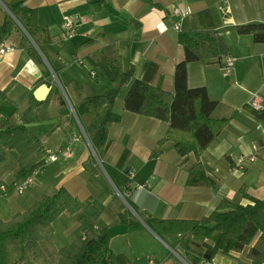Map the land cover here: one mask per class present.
<instances>
[{"label":"crops","instance_id":"1","mask_svg":"<svg viewBox=\"0 0 264 264\" xmlns=\"http://www.w3.org/2000/svg\"><path fill=\"white\" fill-rule=\"evenodd\" d=\"M16 1L0 0V25L11 18L17 26L2 42L4 50L0 52V91L9 86L6 98L0 100V120L11 112L18 117L38 101L33 94L43 83L57 85L64 103L54 99L48 106L50 119L28 125L36 135H45L46 149L61 151L56 160L33 175L29 189L36 193L24 195L27 189L21 197L4 198L9 202L4 204L9 216L27 209L41 194L63 187L82 204L90 203L100 210L97 225L107 226L114 253L126 255L130 264H147V253L155 252L156 264H172L159 249L157 241L163 239L145 224L146 219L198 220L221 199L248 203V198L240 196V188L248 197L264 198V121L247 106L252 92H257L264 104V42H255L251 34L235 30L237 25L264 23V0H225L223 8V0H24V6L36 10L37 24L56 37L44 44L54 60L56 79L35 47L36 57L17 46L23 36L28 37L9 10ZM174 6L188 7L190 12L180 19L172 13ZM64 14L75 17L78 24L77 34L69 40L61 36ZM198 28L215 29L226 43L228 55L236 59L227 76L220 69L224 57L186 65L188 86H204L209 98L217 101L210 117L226 120L199 157L214 184H186L195 156H180L170 141L157 146L167 123L124 110L125 91L112 107L120 119L110 126L106 147L96 155L60 87L71 100L72 80L81 83L86 95L109 90L111 83L99 66L119 56L123 69L133 66L134 78L173 91L175 66L184 59L178 34ZM254 145L256 159L243 169H235L234 160L251 153ZM152 151L160 154L152 156ZM2 165L0 181L9 188L20 179L16 175L17 153L7 150ZM8 193L14 196L11 189ZM120 207L128 213L129 226L119 220ZM59 217L64 218L65 227L58 235L52 228L51 234L57 247L81 235V226L73 216L63 212ZM184 234L174 230L165 233L164 239L175 246ZM241 253L246 256L245 251L216 255ZM228 259L222 264H239L236 257ZM245 261L249 263L248 258Z\"/></svg>","mask_w":264,"mask_h":264},{"label":"trees","instance_id":"2","mask_svg":"<svg viewBox=\"0 0 264 264\" xmlns=\"http://www.w3.org/2000/svg\"><path fill=\"white\" fill-rule=\"evenodd\" d=\"M18 0L9 10L33 40L45 57L53 73L57 75L52 55L44 44L53 42L45 27L37 24L36 10ZM15 22L9 18L0 25V44L15 30ZM239 34H251L255 42H264V23L237 25ZM178 42L184 51V59L174 69L173 91H167L133 77V66L122 68L118 56L107 65H100L102 73L111 83V88L96 95H86L80 82L72 80V100L75 115L82 126L96 155L107 144L110 126L120 116L112 107L122 91L123 109L143 116L153 117L167 123L165 134L156 145L172 142L180 156L193 154L195 162L188 168L186 184L210 186L214 182L206 175V168L199 157L208 143L224 127L225 119L210 117L217 101L209 98L204 86L190 87L187 84L188 62L222 59L228 55V48L215 29H188L178 34ZM17 46L37 56V51L23 36ZM49 75V73H48ZM9 86L0 91V100L7 96ZM57 99L64 103L57 85L47 98L34 101L31 106L0 120V164L7 158V150L17 153V176L32 174L44 163L45 135H36L29 124L50 119L49 103ZM105 112L102 114V109ZM251 110V109H250ZM260 119L264 112L253 111ZM159 151H152L158 156ZM241 197L249 199L246 204L221 199L216 208L198 220H176L148 218L144 222L158 236L174 230L186 232L176 245L183 251L184 258L191 264L217 252H246L249 264H261L264 258V198L248 197L240 188ZM73 216L81 226V235L70 243L57 247L52 241V223L61 213ZM100 210L90 204H82L60 187L51 194H41L31 205L14 213L8 220H0V264H130L123 253H114L109 246L110 234L105 225H97ZM119 220L128 224V213L120 207Z\"/></svg>","mask_w":264,"mask_h":264},{"label":"built area","instance_id":"3","mask_svg":"<svg viewBox=\"0 0 264 264\" xmlns=\"http://www.w3.org/2000/svg\"><path fill=\"white\" fill-rule=\"evenodd\" d=\"M225 4V0H223L221 2V7L223 8V5ZM190 10L188 7H180V6H174L172 9V13L179 17L180 19L187 16L189 14ZM175 29H178V24L174 25ZM61 36L63 39L69 40L72 39L78 32V24L76 21V18L71 16V15H67L64 14L62 16V21H61ZM4 50V46L1 43L0 44V52H2ZM235 58L231 55H226L223 58V61L220 65V69L222 71V75L223 76H227L233 69L234 67V62H235ZM51 70V69H50ZM91 76L94 75V72L90 73ZM247 106L253 110V111H259V112H264V104L262 101V98L260 97V95L257 92H252L247 100ZM264 121V119H263ZM263 135H264V130H263ZM61 151V150H52L50 148L46 149L45 152V157H44V163L43 165L37 169L36 171H34L32 174L26 175L20 179L14 180L9 188L6 184L4 183H0V198L4 199L7 198L8 196V191L11 189V191L15 194V195H22L27 189H29L32 184H33V175L40 170L42 167H44V165H46L48 162L54 161L57 158V153ZM68 151V149H67ZM256 151H257V145L253 146V151L249 154H245V155H240L238 156L235 160H234V168L235 169H243L248 163L253 162L256 159ZM143 185H137L138 188L142 187ZM179 247V246H177ZM171 254H173L175 257H177L179 259V264H191L190 262H188L180 253L179 250H181L180 248H169ZM146 263L147 264H156L155 258L151 255H146ZM197 264H213L211 261H209L208 259L204 258L202 260H200ZM261 264H264V258L261 261Z\"/></svg>","mask_w":264,"mask_h":264},{"label":"rangeland","instance_id":"4","mask_svg":"<svg viewBox=\"0 0 264 264\" xmlns=\"http://www.w3.org/2000/svg\"><path fill=\"white\" fill-rule=\"evenodd\" d=\"M2 168H3V165L0 164V171L2 170ZM1 183H4V181L1 182ZM31 191L33 193H36V190H32V188H31L28 191H26L24 195H27V193H30ZM13 195L14 196H12V195L8 196L6 199H11L12 197L13 198H16V197H19V196L21 197V195H15V194H13ZM6 199L0 198V220H8L12 216V215L9 216L10 213H8L7 210L6 211L4 210V209H6V206L4 204L9 203V202H7L8 200H6ZM63 219L64 218H60V217L59 218H57V217L55 218V221L53 222V227H52V228H54L55 235H58V232H60L65 227V224H64V220ZM77 237H79V236L77 235ZM77 237H75V238H77ZM163 242L166 244V246H165V244ZM163 242H161L158 239L157 243H158V245L160 247L159 249L163 252V254L168 255V257L171 260L172 264H179V259L177 257H175L173 254H171L170 249H169V248H173V249H176L177 248L178 249L179 247H177L176 243H175V246H173L172 241H167V240L163 239ZM66 244H68V243H65L64 245H66ZM64 245H61L59 247H62ZM148 245H149V242H148ZM155 247H157V246H153L152 249H156ZM179 251L182 254V256L184 257L183 251H181V250H179ZM167 253H169V254H167ZM147 254L148 255H151L153 257L156 256V253L155 252H148ZM228 256H230L231 258H233L232 260H234V258L236 257L239 264H246L245 259H247V258H246V256L243 253H241L238 256L231 255V254H225V257H224V255L222 256V255H216V254H214V256L211 258L212 259V263L213 264H222L223 259L229 261ZM35 264H40V263L39 262H36Z\"/></svg>","mask_w":264,"mask_h":264},{"label":"water","instance_id":"5","mask_svg":"<svg viewBox=\"0 0 264 264\" xmlns=\"http://www.w3.org/2000/svg\"><path fill=\"white\" fill-rule=\"evenodd\" d=\"M13 19H14V20H15V21L21 26V28H22V25L18 22V20H17L15 17H14ZM22 29H23V28H22ZM23 30H24V29H23ZM24 33L26 34V36L28 37V39L31 41V43L33 44V46H34V47L37 49V51L40 53V55L42 56V58L44 59V61L46 62L47 66H48L49 69H50V66H49V64L47 63L45 57H44L43 54L40 52V50H38V48L35 46L33 40L30 38V36L27 34V32H26L25 30H24ZM52 73H53V72H52ZM53 76H54V78L56 79V75H55L54 73H53ZM51 88H52V86H51V85H48V84H46V83H43V84L39 85V86L37 87L36 91H35L34 94H33V95H34V98H35L36 100H38V101H42V100H44V99L47 97V95L50 93ZM60 89L62 90V93H63V95H64V97H65V99H66L68 105L71 107V109H72V111H73V113H74V115H75V112H74V110H73V107H72V104H71L70 100L68 99V97H67V95L65 94L64 90L62 89V87H60ZM75 116H76V115H75ZM84 134H85V133H84ZM85 136H86V135H85ZM86 138H87V137H86ZM87 140H88V138H87ZM88 143H89L91 149L93 150V148H92V146H91L89 140H88ZM93 152H94V150H93ZM124 170L126 171V170H127V167H125ZM206 259H209V256H206Z\"/></svg>","mask_w":264,"mask_h":264}]
</instances>
